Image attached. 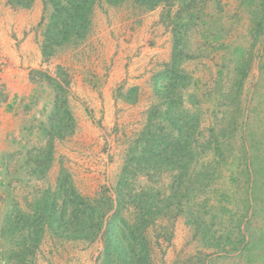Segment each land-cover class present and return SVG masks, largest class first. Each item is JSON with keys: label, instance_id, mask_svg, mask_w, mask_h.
<instances>
[{"label": "rangeland", "instance_id": "1", "mask_svg": "<svg viewBox=\"0 0 264 264\" xmlns=\"http://www.w3.org/2000/svg\"><path fill=\"white\" fill-rule=\"evenodd\" d=\"M33 1L0 0V5L20 9ZM165 1L153 10L135 5L134 0L116 6L93 5L86 36L92 32L95 14L107 17L108 22L109 14L121 21L129 13L135 18L147 11L151 13L147 20L168 33L170 58L151 80L157 101L139 119L126 122L122 116L116 122L115 113L109 131L101 119L92 120L101 139L98 153L106 157L97 162L99 178L84 184L78 165L75 169L68 166L61 168L65 187L83 198L88 208L105 206L109 217L117 205L115 189L122 176L125 198L119 206L123 219L135 223L134 206L139 201L134 196L140 195L142 203L152 206L156 216L140 230L145 236L138 237L139 232L128 236L133 261L142 259L132 264H264V0ZM49 14L42 4L40 21L26 30L34 32L43 62L60 60L64 51H77L86 38L43 55ZM161 73L166 85L159 87V95L154 80ZM29 81L34 86L35 115L42 120L48 117V132L55 139L73 137L71 111L82 104L72 93L63 67L31 70ZM116 90H125L124 84ZM121 93L122 100L134 101L133 89ZM4 95V84H0V100ZM168 117L178 122L173 136H169ZM178 128L184 133L180 140L185 147L175 144ZM159 136L165 146L157 150L156 159L146 158L147 154H141L146 149L142 141ZM77 149L78 142L70 151L77 153ZM40 152L31 157L36 164L53 153ZM110 165L113 171L102 173ZM17 174L18 179L11 178L2 186L1 194L9 200H2L0 194V264L106 263L101 236L60 238L49 231L46 221L40 227L36 203L43 198L42 190L26 198L19 187L25 177ZM63 199L57 198L58 210L66 205L65 221L76 222L72 217L75 202ZM123 246L131 251L126 242ZM111 257L110 264H124L117 254Z\"/></svg>", "mask_w": 264, "mask_h": 264}, {"label": "crops", "instance_id": "2", "mask_svg": "<svg viewBox=\"0 0 264 264\" xmlns=\"http://www.w3.org/2000/svg\"><path fill=\"white\" fill-rule=\"evenodd\" d=\"M146 12L141 11L135 18L129 13L121 21L109 14L108 22L107 17L95 14L92 32L77 51H64L60 60L51 58L43 62L34 32L28 33L29 28L36 26L41 19V0H34L31 5L20 9L0 5V84H4L5 90L0 100V194L3 184L17 178V173L25 177L24 184L19 187L28 199L35 192L39 193V189L41 194L57 190L65 180L61 168L71 166L75 169L78 165L79 178L84 184L93 177L99 178L97 162L105 155L98 153L97 145L101 144V139L99 142L92 120L101 119L102 126L109 131L115 113L116 122L122 116L126 122L139 119L157 101L152 77L157 69L169 63L168 33L154 21L153 24L147 20L151 13ZM46 65L63 67L69 75L72 93L82 104L75 105L71 111L75 122L72 138L55 139L47 130L48 117L42 120L40 115H35L34 86L29 81V72ZM120 83L124 84L125 90L117 92ZM129 89L134 90L132 102L119 96ZM70 140L72 143L68 144ZM76 142L79 149L73 153ZM62 145L69 146L71 151ZM44 150L53 151L51 158L34 163L35 160L31 159L34 152L43 153ZM113 169L110 165L106 171H101L108 175ZM2 197V200H9L7 195ZM15 202L22 204L18 200Z\"/></svg>", "mask_w": 264, "mask_h": 264}, {"label": "trees", "instance_id": "3", "mask_svg": "<svg viewBox=\"0 0 264 264\" xmlns=\"http://www.w3.org/2000/svg\"><path fill=\"white\" fill-rule=\"evenodd\" d=\"M126 1L127 0H42L44 13L47 11L50 12L47 30L45 33V40L42 47L43 55H47L46 51L49 49V53L51 55L54 48L84 39L88 31L89 19L94 8L93 5L95 3L101 4L104 2L109 6H116L123 4ZM134 1L135 5L148 10H153L159 7L162 3L166 2L165 0ZM162 77V73L157 74L154 80L156 92L159 95L161 94L159 87L165 89L166 85L162 82ZM164 98L167 99V95H164ZM168 99H170L169 96ZM170 104H172V102ZM169 120L172 125L170 126L169 136H173L172 132L174 131V128L178 126V122H175V118H169ZM177 132L179 136L175 144L183 145L185 147V143L180 140L181 137L184 136V133L179 128ZM162 136L152 137L150 140L146 138L145 142L142 141V144L146 145V149H144L141 154H147L146 158H152L154 156V159H156L158 157L157 150L160 149V147L165 146V143L160 141V139H162L160 137ZM161 160H163V158H161ZM122 179L123 178L121 176V179L117 183V188L115 189L117 205L114 207L113 214L109 217H107L109 211L105 210V206L101 205L97 208L86 207V205L83 204V198L77 196L72 191L69 192V189L65 187V180L61 181L55 192L48 191L43 193V198L41 197V199L36 203L38 205L36 212L41 213L39 217L37 216L38 220H40L39 226L43 228L45 225L44 222L46 221L49 231L60 238L90 239L95 238L96 236H101V241L103 244L102 256L104 257L103 260L106 261L104 264H110L112 259L111 254H117L119 258L124 260V264H132L133 262L140 263L142 260L140 257V261H133V255H130V252H134L132 249L133 245L128 236L132 237L134 235L133 233L137 232H139V234H137L138 237L141 236V234L142 236H145L144 233H140V230L143 232L145 227L151 224V222L154 220V217L156 216V213H154L152 206L142 203L140 195H137L136 197L134 196V200L139 201L138 204L134 206L135 223L134 225L127 223V221L123 219V216H121L122 208L119 206V204L122 203L125 198L123 194L124 183ZM62 184L64 185L62 186ZM58 196L59 198L64 196L65 199L71 200L72 203H77V201H79L78 205L74 203L75 211L73 210L74 214L72 215V217H75L74 220L76 222L65 221L64 213L66 211V205H64V208L58 210ZM65 199H63V201H65ZM131 199L132 197L130 200ZM43 213H47V217L41 216ZM84 218L86 221H81ZM141 225H144V227L141 228ZM125 242L129 249L131 248V251L123 246V243Z\"/></svg>", "mask_w": 264, "mask_h": 264}]
</instances>
